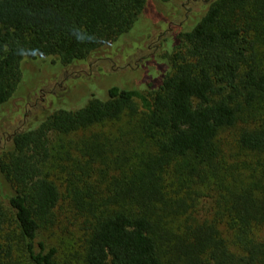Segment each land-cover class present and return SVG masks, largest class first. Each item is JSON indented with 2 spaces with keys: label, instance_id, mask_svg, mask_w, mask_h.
Instances as JSON below:
<instances>
[{
  "label": "trees",
  "instance_id": "16d2710c",
  "mask_svg": "<svg viewBox=\"0 0 264 264\" xmlns=\"http://www.w3.org/2000/svg\"><path fill=\"white\" fill-rule=\"evenodd\" d=\"M146 2L0 0V108L22 62L102 59ZM196 13L155 88L47 110L41 88L0 131V264H264V0Z\"/></svg>",
  "mask_w": 264,
  "mask_h": 264
},
{
  "label": "rangeland",
  "instance_id": "374dc122",
  "mask_svg": "<svg viewBox=\"0 0 264 264\" xmlns=\"http://www.w3.org/2000/svg\"><path fill=\"white\" fill-rule=\"evenodd\" d=\"M212 1L147 0L128 38L104 47L97 54L102 58L99 60L94 57L62 69H59V64L52 65L49 61L22 62L21 79L15 94L0 108V131L11 133L17 126L26 128L30 125L35 116L34 110L39 107L34 109V101L37 90L41 88L55 92L43 104L45 110L49 107L79 108L91 97L105 99L111 87L139 88L150 85L155 88L161 82L164 68L166 70L168 66L164 57L168 48L176 42V34L190 27L197 18L196 11L207 8ZM157 62H161L158 69ZM24 110L29 111L28 117L22 116ZM0 183V191H8V186Z\"/></svg>",
  "mask_w": 264,
  "mask_h": 264
},
{
  "label": "flooded vegetation",
  "instance_id": "af4514ba",
  "mask_svg": "<svg viewBox=\"0 0 264 264\" xmlns=\"http://www.w3.org/2000/svg\"><path fill=\"white\" fill-rule=\"evenodd\" d=\"M48 90L51 91L52 93H55L53 90H50V89H48ZM41 96H42V95H41ZM41 96H40V97H41ZM32 105H33V104H32ZM34 105H35V104H34ZM25 113H27V110H26V111L24 110V111L22 112V116L26 117ZM20 115H21V114H20ZM16 128H19V126L15 127V128H14V131L16 130ZM14 131H13V132H14Z\"/></svg>",
  "mask_w": 264,
  "mask_h": 264
}]
</instances>
